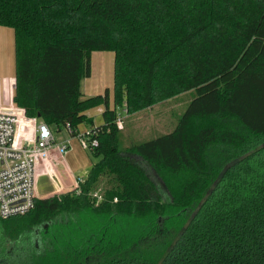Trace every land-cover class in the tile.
<instances>
[{"label":"trees","instance_id":"16d2710c","mask_svg":"<svg viewBox=\"0 0 264 264\" xmlns=\"http://www.w3.org/2000/svg\"><path fill=\"white\" fill-rule=\"evenodd\" d=\"M0 25L13 104L92 125L99 156L77 188L0 218V264H264V0H0ZM92 51L114 54L112 93L83 97ZM188 91L169 132L127 142L115 125L124 102Z\"/></svg>","mask_w":264,"mask_h":264},{"label":"built area","instance_id":"2783aa9c","mask_svg":"<svg viewBox=\"0 0 264 264\" xmlns=\"http://www.w3.org/2000/svg\"><path fill=\"white\" fill-rule=\"evenodd\" d=\"M115 125L118 129L123 127L119 116L115 118ZM94 132L93 127H88L82 131L76 130L75 135L70 134L90 150L97 146ZM69 148V140L57 142L53 130L36 117L27 115L24 108L14 104L0 107L1 219L25 214L34 207L37 180L42 169L52 164L56 166ZM83 180L72 178L73 189ZM93 196L98 198L97 192Z\"/></svg>","mask_w":264,"mask_h":264},{"label":"rangeland","instance_id":"374dc122","mask_svg":"<svg viewBox=\"0 0 264 264\" xmlns=\"http://www.w3.org/2000/svg\"><path fill=\"white\" fill-rule=\"evenodd\" d=\"M6 41L3 37L2 44L0 43V68L4 69L14 67L12 42L9 40V44H7ZM104 54H106V58L102 59V65L101 59L96 58L97 53L93 55V73L90 77L83 78L80 85L83 97H89L102 93L104 88L110 86L112 87L113 85V53L106 51ZM111 87L109 88L110 93H112ZM191 96L192 91H188L182 94L174 95L173 97L155 101L147 107L131 111L127 109L125 102L118 106L116 108V117L119 116L122 119L123 127L120 130L125 135L126 141L147 140L171 131L177 123L180 114L184 111ZM101 108L102 106H96L87 112V115L93 118V122L96 124L102 123V115L100 114ZM53 137L57 142L64 139L70 140V148L65 155L67 159L66 167L70 170L74 177L84 179L90 166L99 159V156H96L89 149L84 148L78 138L76 136H72L65 128H62L59 131L53 130ZM57 164L61 165L64 164V162L59 161ZM52 165H49L46 168L44 167L39 179L37 180V199L48 198L56 193L59 194L71 191L74 188L73 185L71 187H66L64 185V183L67 182L66 178H68V181L69 178H71L70 175L67 174L64 169L59 170V172L57 169L54 171L51 168ZM45 174H49L47 176L46 187L44 186L43 179ZM54 185L57 186L56 188H58V190L51 191L49 195L44 194L47 193V191ZM34 237L38 242V234H35ZM2 238V232L0 231V239L2 240Z\"/></svg>","mask_w":264,"mask_h":264},{"label":"crops","instance_id":"0c3cea01","mask_svg":"<svg viewBox=\"0 0 264 264\" xmlns=\"http://www.w3.org/2000/svg\"><path fill=\"white\" fill-rule=\"evenodd\" d=\"M2 36L4 37V40L5 41L7 40L6 41L7 44H9V40H11V42H12L14 67L7 68V69L0 68V107L13 105V93H14V89H15V52H14V33H13L12 28L6 27V26H1L0 25V43L1 44H2V40H3V37ZM105 52L106 51H92L91 52V75L93 73V71H92V68H93V66H92V58H93V55L95 53H97V55H96L97 57L96 58H100L101 59V65H102V63H103L102 59L103 58H106V54H104ZM110 52H112V51H110ZM113 59H114V54H113ZM82 79L80 80V85L82 83ZM110 87H107V88H110ZM80 90H81V87H80ZM81 92H82V90H81ZM99 106H102V105H99ZM99 106H97V107H99ZM93 108H95V107H93ZM91 109L92 108H90L87 111H85L86 115H87V112L89 110H91ZM103 109L104 108L102 106V108L100 110V114L101 115H102ZM87 116H89V115H87ZM93 123L96 124L95 122H93ZM88 127H91V126L88 125V124H86L85 122H83V123H81V124L78 125L77 130L82 131V130H85L86 128H88ZM64 140H69V139H64ZM60 141H62V140H60ZM69 142H70V140H69ZM65 155L61 159H59V161H63L65 165L64 164H61V165H58L57 164L56 166H52L51 168L54 171H55V169H57L58 172H59V170L64 169L66 171V173L69 174L70 177L74 179L76 177H74V175L66 167V165H67V159H66ZM71 178H69V181H68V178H66L67 182L64 183V185L66 187H71L72 186V184L70 183V182H72V179ZM56 187L57 186L54 185L51 189H49L47 191V193H44V194H48V193H51V191L58 190V188H56Z\"/></svg>","mask_w":264,"mask_h":264},{"label":"water","instance_id":"95a60500","mask_svg":"<svg viewBox=\"0 0 264 264\" xmlns=\"http://www.w3.org/2000/svg\"><path fill=\"white\" fill-rule=\"evenodd\" d=\"M19 113H21V110L19 111ZM49 174H45L44 175V177H43V179H44V186L46 187V185H47V176H48Z\"/></svg>","mask_w":264,"mask_h":264}]
</instances>
